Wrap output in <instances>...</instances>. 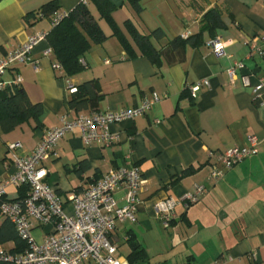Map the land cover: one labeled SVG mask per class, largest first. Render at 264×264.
<instances>
[{
  "label": "crops",
  "instance_id": "crops-1",
  "mask_svg": "<svg viewBox=\"0 0 264 264\" xmlns=\"http://www.w3.org/2000/svg\"><path fill=\"white\" fill-rule=\"evenodd\" d=\"M50 1H57L60 11L68 13L83 2L0 1V58L24 44L31 34H48L53 29L47 17L34 25L25 20L26 14L37 12ZM88 1L108 38L91 45L81 59L84 69L80 73L71 76L64 68L54 69V53L49 57L44 54L50 46L46 39L32 51L38 69L31 63H20L3 75L10 83L20 74V86L31 102L42 105L43 114L38 128H34L35 119L10 131L0 123V181L15 171L9 144L20 142L22 146L14 152L29 154L45 130L60 125L66 114L73 117L135 107L156 91L163 98L148 112L111 126L118 134L113 143L85 145L79 131L67 133L59 141L56 154L44 162L46 182L64 199L66 210L73 212L74 204L68 201L71 193L89 187L112 168L138 164L146 182L139 193L137 220L120 222L112 235L124 258L131 251L133 238L148 253L146 260L136 264H264V108L254 101L252 86L264 76V57H249L245 42L264 35V0H142L140 13L128 0H109L115 6V21L128 37L124 26L128 19L143 34L161 28L164 35L153 39L158 49H167L172 39L182 37L188 29L190 36L198 34L202 16L210 8L222 11L225 26L217 35L223 37L231 57L216 56L205 44L212 37L204 32L200 44H187L183 60L171 63L161 55L159 64L141 54L129 58L110 24ZM135 49L139 52L137 46ZM234 60L246 64L251 84L241 78L234 85L230 83L227 68ZM91 79L99 80L102 98L96 109L77 112L69 105L70 87ZM202 79H209L210 85L203 86L196 97L182 96L185 90L190 94V86ZM250 134L259 138L258 153L227 170L221 180L212 181L210 167L218 157L210 153L218 155L237 144L249 146ZM81 160H87L89 166L78 172ZM197 185H204L205 192L187 204L185 196L196 193ZM19 188L9 186L7 198H18ZM125 194V189L115 192L119 205L125 203ZM167 197L176 201V216L166 228L157 203ZM5 219L0 212V227ZM51 228L37 226L32 234L41 242ZM15 246L11 239L0 244V249L13 254ZM84 264L98 263L90 259Z\"/></svg>",
  "mask_w": 264,
  "mask_h": 264
},
{
  "label": "built area",
  "instance_id": "built-area-1",
  "mask_svg": "<svg viewBox=\"0 0 264 264\" xmlns=\"http://www.w3.org/2000/svg\"><path fill=\"white\" fill-rule=\"evenodd\" d=\"M67 15L68 12L56 11L51 18L52 25L55 26ZM191 34L192 31L188 29L182 38ZM46 39L47 33L35 32L20 47L8 51L0 58V91L10 85H20L23 80L17 74L13 82H6L3 75L8 69L20 63H31L38 69L32 51L39 42ZM245 42L250 49L249 57L254 54L264 56V35H255ZM205 44L216 56L231 57L225 50L222 36L216 35ZM44 54L47 57L52 55V47L49 46ZM82 62L84 63L83 60ZM53 68L62 69L63 65L56 60ZM246 70V64L242 60H234L227 68L230 83L234 85L241 78L245 84H251ZM209 85V79L195 82L189 88L190 95L196 97L203 86ZM252 86L254 101L264 108V76L259 77ZM70 89L75 91L76 87L72 85ZM162 98L160 93L153 91L145 97L141 105L135 107L92 111L89 114L77 113L73 117L66 114L61 118L60 125L45 130L36 148L26 155L14 152L22 146L20 142L9 144L8 149L13 151L15 171L7 179L0 181V212L13 221L21 238L28 242V248L19 254L0 249V258L11 264H84L90 259L98 264H128V260L121 255L118 246L112 241V235L120 222L137 220L139 193L146 182L140 166L126 163L112 168L89 187L71 193L68 201L73 202L74 210L68 212L64 199L46 182L48 170L44 162L56 154L59 141L67 133L79 131L85 145L115 142L118 134L111 130L113 124L135 119L148 112ZM249 141V146L237 144L218 155L211 152V157L218 158L211 164L209 178L217 182L224 177L227 170L246 157L257 154L260 142L258 136L250 134ZM9 186H27L26 196L20 199L7 198ZM118 189L126 190L123 205H119L114 196ZM205 190L204 185H197L196 193L185 196L187 204L197 201ZM175 204L172 197L157 203L158 215L166 228L175 219ZM43 225H51L52 228L39 242L34 238L32 230ZM262 248L264 250V241Z\"/></svg>",
  "mask_w": 264,
  "mask_h": 264
},
{
  "label": "trees",
  "instance_id": "trees-1",
  "mask_svg": "<svg viewBox=\"0 0 264 264\" xmlns=\"http://www.w3.org/2000/svg\"><path fill=\"white\" fill-rule=\"evenodd\" d=\"M1 1V0H0ZM137 13L142 11V0H128ZM97 7L100 15L113 29L122 46L127 50L128 57L133 58L139 54L148 57L153 63L159 64L161 55H165L169 62L183 60L184 49L188 43L200 44L203 41L204 32L216 37L217 30L225 26L222 11L213 7L206 11L201 19L202 27L198 34L182 38L181 36L171 40L167 49H158L153 39H160L164 35L161 28H156L149 34L141 33L131 20H126L124 30L117 24L113 17L114 4L109 0H91ZM60 10L57 1L44 3L37 12L26 14L25 20L29 25H34L39 19L52 18L56 11ZM108 36L103 31L96 17L93 15L88 2L79 3L47 34V40L53 49L57 60L63 65L68 75H75L84 69L81 59L90 49L93 43H102ZM206 43V42H205ZM137 46L139 52L135 49ZM264 57V56H263ZM189 92L183 91L182 96H189ZM102 98L101 86L98 79L86 80L72 91L69 105L77 112L88 109H96ZM43 114L40 103H33L25 89L20 85H10L0 91V123L5 131H10L30 119H35L38 128ZM89 166L87 160H81L77 164L78 172L84 171ZM27 186L19 188L20 195L16 199L23 198L27 194ZM13 239L16 242L13 254L26 251L28 242L21 238L15 224L6 217L0 227V244ZM131 251L127 256L128 264H136L148 258L146 249L136 240L131 238ZM0 264H11L9 261L0 260Z\"/></svg>",
  "mask_w": 264,
  "mask_h": 264
}]
</instances>
